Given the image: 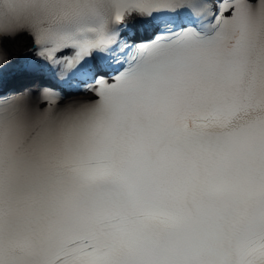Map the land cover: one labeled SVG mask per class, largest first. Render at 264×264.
<instances>
[{"label": "snow or ice", "instance_id": "1", "mask_svg": "<svg viewBox=\"0 0 264 264\" xmlns=\"http://www.w3.org/2000/svg\"><path fill=\"white\" fill-rule=\"evenodd\" d=\"M23 30L86 95L0 94V264H264V0H0Z\"/></svg>", "mask_w": 264, "mask_h": 264}, {"label": "bare ground", "instance_id": "2", "mask_svg": "<svg viewBox=\"0 0 264 264\" xmlns=\"http://www.w3.org/2000/svg\"><path fill=\"white\" fill-rule=\"evenodd\" d=\"M13 52L11 53V55L13 56V57H15V56H17V54H18V51H17V47H14L13 49ZM19 78H23L24 77V75L23 74H18L17 75ZM18 77H16L17 79H18ZM33 80H35L36 78H32ZM29 87H30V89L31 90H33L34 89V91H36L38 88H37V82L36 81H33L30 85H29ZM81 97L82 95H75V96H72V95H68V96H66L65 97V101H67V100H70V99H73V98H75V97Z\"/></svg>", "mask_w": 264, "mask_h": 264}, {"label": "clouds", "instance_id": "3", "mask_svg": "<svg viewBox=\"0 0 264 264\" xmlns=\"http://www.w3.org/2000/svg\"><path fill=\"white\" fill-rule=\"evenodd\" d=\"M24 7V5H21V8H23ZM21 15L23 16V13H21ZM21 23H23V21L21 20Z\"/></svg>", "mask_w": 264, "mask_h": 264}]
</instances>
